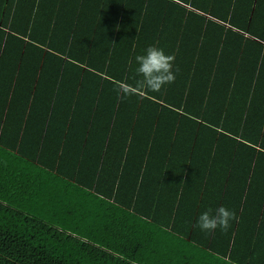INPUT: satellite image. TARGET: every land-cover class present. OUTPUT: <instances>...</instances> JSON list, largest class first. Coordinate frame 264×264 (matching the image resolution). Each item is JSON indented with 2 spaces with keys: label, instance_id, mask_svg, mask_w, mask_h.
Returning <instances> with one entry per match:
<instances>
[{
  "label": "trees",
  "instance_id": "1",
  "mask_svg": "<svg viewBox=\"0 0 264 264\" xmlns=\"http://www.w3.org/2000/svg\"><path fill=\"white\" fill-rule=\"evenodd\" d=\"M219 257L264 264V0H0V264Z\"/></svg>",
  "mask_w": 264,
  "mask_h": 264
},
{
  "label": "clouds",
  "instance_id": "2",
  "mask_svg": "<svg viewBox=\"0 0 264 264\" xmlns=\"http://www.w3.org/2000/svg\"><path fill=\"white\" fill-rule=\"evenodd\" d=\"M135 61L138 65L136 73L142 78L134 85L124 83L119 90L125 96L158 92L166 84L174 82L175 74L179 71V69L173 70L175 55L167 54L162 48L154 45H149L142 54H137ZM236 219L237 214L234 210L219 206L215 212L211 208L202 212L197 218V225L205 232L214 231L216 228L226 232L231 227L230 222ZM219 259L223 260L224 264H235L227 257H219ZM129 264H135V261H130Z\"/></svg>",
  "mask_w": 264,
  "mask_h": 264
}]
</instances>
